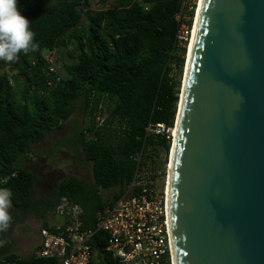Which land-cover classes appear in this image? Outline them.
<instances>
[{"label": "trees", "instance_id": "1", "mask_svg": "<svg viewBox=\"0 0 264 264\" xmlns=\"http://www.w3.org/2000/svg\"><path fill=\"white\" fill-rule=\"evenodd\" d=\"M108 1L98 0L103 7L91 11L88 0H17L39 49L21 53L17 62H8L7 72L0 71V189L11 190V222L0 231V264H58L34 252L17 255L15 229L33 216L53 230L48 218L62 197L81 206L82 229H95L96 213L119 198L135 171L145 169L153 179L157 169L148 159L159 149L165 155L170 150L165 134H146V128L174 126L179 85L172 73L185 56V47L176 43L175 15L185 1L193 18L197 0H112L106 7ZM54 51H64L69 60L59 81L48 70ZM78 100L86 121L73 146L80 144L91 163L94 186L68 177L50 196L35 198L36 178L18 160L68 120ZM97 118H103L101 124ZM101 190L113 191L111 200L103 199ZM105 245L106 235L97 231L89 264H116Z\"/></svg>", "mask_w": 264, "mask_h": 264}, {"label": "water", "instance_id": "2", "mask_svg": "<svg viewBox=\"0 0 264 264\" xmlns=\"http://www.w3.org/2000/svg\"><path fill=\"white\" fill-rule=\"evenodd\" d=\"M178 106L174 264H264V0H200Z\"/></svg>", "mask_w": 264, "mask_h": 264}, {"label": "built area", "instance_id": "3", "mask_svg": "<svg viewBox=\"0 0 264 264\" xmlns=\"http://www.w3.org/2000/svg\"><path fill=\"white\" fill-rule=\"evenodd\" d=\"M191 4H194V0H191ZM196 5L193 18L184 10L185 1H182L175 15L178 24L176 43L185 47V54ZM188 9L192 11L190 3ZM55 55L56 51L47 59L48 70L57 74L56 81H59L61 75L56 71ZM3 62L6 61L0 60V63ZM102 120L97 118V123L101 124ZM146 134H165L172 144V128L164 124H149ZM167 156L165 173L164 170L155 172L153 179H148L150 173L148 175L136 170L131 183L121 189L119 198L111 206L96 213L93 230L81 228V206L62 197L54 211V217L60 218V221L52 225L53 230H39L40 244L34 254L40 258L55 259L58 264H89L92 257L90 240L97 231H101L106 235L104 251L116 264H173L167 214L169 152ZM141 159L139 154L137 166ZM164 174L165 180L157 182V178Z\"/></svg>", "mask_w": 264, "mask_h": 264}, {"label": "rangeland", "instance_id": "4", "mask_svg": "<svg viewBox=\"0 0 264 264\" xmlns=\"http://www.w3.org/2000/svg\"><path fill=\"white\" fill-rule=\"evenodd\" d=\"M111 1L112 0L108 1L106 7L110 6ZM88 2L91 11H98L103 7L99 4L98 0H88ZM186 54L184 56L185 58L182 67H176L172 73L175 81L178 82L179 85V97H181L180 93L184 76ZM64 62H69L65 52L56 53V71L61 76L65 75V70L62 65ZM2 71L7 72V68ZM76 105L77 109L73 115L63 123L59 130L48 135L43 142L32 146V153L27 157L30 158L31 162L26 160H20L19 162L21 166H24L31 171L36 178L34 184L35 198L43 195L50 196L55 191L59 181L68 177H76L87 185L91 187L94 186L91 163L84 159L80 144L73 146V143L77 141L76 135L78 130L83 128V124L86 121V118L80 111L79 100ZM166 156L167 155L159 149L157 154L154 153L150 156L148 159V165H154L157 172L164 170L165 173V163L168 157ZM41 157H45V159H42ZM142 172L146 173L145 169ZM163 180H165V174L164 176H159L157 178V182L159 183H162ZM112 194L113 191H100V195L103 199L111 200ZM53 219H55L54 216L49 217L48 222L50 224L53 223ZM41 226V220H36L33 216H29L25 219L22 225L15 229L13 239L15 244L14 249L17 255L20 257H29L37 249L40 241L39 229ZM94 258L97 259V256H94Z\"/></svg>", "mask_w": 264, "mask_h": 264}, {"label": "clouds", "instance_id": "5", "mask_svg": "<svg viewBox=\"0 0 264 264\" xmlns=\"http://www.w3.org/2000/svg\"><path fill=\"white\" fill-rule=\"evenodd\" d=\"M34 36L30 21L20 14L17 0H0V60L17 62L21 53L38 51ZM10 197L11 190L0 189V231L7 230L11 222Z\"/></svg>", "mask_w": 264, "mask_h": 264}, {"label": "bare ground", "instance_id": "6", "mask_svg": "<svg viewBox=\"0 0 264 264\" xmlns=\"http://www.w3.org/2000/svg\"><path fill=\"white\" fill-rule=\"evenodd\" d=\"M199 4H200V0L198 1L197 8H196L197 10H196V12L194 14L192 33H191V36H190V38L188 40V43H187V54H186L185 66H184V76H183L182 88H181V93H180L181 96H182V89H183V83H184V77H185L187 56H188V51H189V47H190V42H191V39H192V34H193V29H194L195 21H196L197 15H198ZM179 98H180V101H178L179 102L178 109H180V102H181V97H179ZM178 115H179V110H178ZM178 115H177V118H176V122H177V119H178ZM172 130H173L172 131L173 140H172V144H171L172 146H171V151H170V156H169V163H168V166H167V174H168L167 175V195H168V189H169V184H170L171 161H172L173 142H174V137H175V132H176V125L174 126V129L172 128ZM173 264H174V260H173Z\"/></svg>", "mask_w": 264, "mask_h": 264}, {"label": "crops", "instance_id": "7", "mask_svg": "<svg viewBox=\"0 0 264 264\" xmlns=\"http://www.w3.org/2000/svg\"><path fill=\"white\" fill-rule=\"evenodd\" d=\"M66 121H67V120H66ZM66 121H65V122H66ZM63 123H64V122H63ZM63 123L61 124V126H60L58 129L54 130V131L51 132L50 134H52V133H54L55 131L59 130V129L62 127ZM50 134H48V135H50ZM48 135H47V136H48ZM45 139H46V138H45ZM45 139H44V140H45ZM44 140H43V141H44ZM61 140H62V139H61ZM43 141H42V142H43ZM40 143H41V142H40ZM36 144H38V143H36ZM34 145H35V144H34ZM32 146H33V145H32ZM31 153H32V147H31V151H30V153H27V154L23 155V156L18 160V165L21 166V165L19 164L20 160H26V161L31 162L30 158H27L28 155L31 154ZM41 158H42V159H45V157H41ZM21 167H24V166H21ZM24 168H26V167H24ZM26 169H27V168H26ZM53 220H54V221H53V223H51V224L58 223V222L60 221V218H56V217H55V219H53ZM49 224H50V223H49ZM51 224H50V225H51ZM41 228H42V227H40V229H41ZM40 229H39V230H40ZM37 239H38V237H37ZM39 239H40V237H39ZM39 244H40V241H39L38 245H39Z\"/></svg>", "mask_w": 264, "mask_h": 264}]
</instances>
